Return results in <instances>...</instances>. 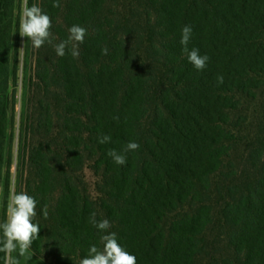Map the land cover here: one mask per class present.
<instances>
[{
	"label": "trees",
	"instance_id": "trees-1",
	"mask_svg": "<svg viewBox=\"0 0 264 264\" xmlns=\"http://www.w3.org/2000/svg\"><path fill=\"white\" fill-rule=\"evenodd\" d=\"M53 3L38 0L55 39L34 48L23 134L35 258L79 264L92 245L102 248L95 213L137 264H264V0ZM14 11V0H0V178ZM72 25L87 29L79 56H57L53 45ZM186 25L189 50L209 57L203 70L182 52ZM245 102L260 119L237 171L228 159L246 129ZM130 141L140 147L124 153Z\"/></svg>",
	"mask_w": 264,
	"mask_h": 264
},
{
	"label": "clouds",
	"instance_id": "clouds-1",
	"mask_svg": "<svg viewBox=\"0 0 264 264\" xmlns=\"http://www.w3.org/2000/svg\"><path fill=\"white\" fill-rule=\"evenodd\" d=\"M53 7H61L60 0H54ZM52 21L49 15L42 11L37 3L30 7L28 0H23L21 14L19 17V35L21 38L27 37L31 40L32 46L39 49L45 42L52 44L53 37L50 29ZM69 36L66 40L53 47L57 56L63 57L66 48L74 58H78V45L84 42L87 29L80 25H72L69 29ZM192 36V28L186 25L182 28L180 43L183 46L182 52L187 56L188 61L197 70H203L207 66L209 57L201 55L198 48H188ZM104 55L108 54V49H102ZM142 63V62H141ZM218 83H223V77H217ZM118 119V117H117ZM110 135H101L98 142L101 144L109 143ZM140 147L137 142L130 141L127 143L123 152L135 151ZM117 165L126 164V156L115 149L107 153ZM37 201L26 192L11 191L6 205V217L0 222V253L4 254L3 264H20V259L13 256L18 252L19 257L25 260H31L34 255L31 251V245L34 240L39 238L40 226L33 220L37 215ZM43 215L47 216V210L44 209ZM91 223L101 233L100 242L102 248L92 245L88 250L87 257L80 260L79 264H137L136 257L126 251L119 243L117 234L109 232L104 234L111 227L108 219L97 220L96 214L92 213L89 217Z\"/></svg>",
	"mask_w": 264,
	"mask_h": 264
},
{
	"label": "rangeland",
	"instance_id": "rangeland-1",
	"mask_svg": "<svg viewBox=\"0 0 264 264\" xmlns=\"http://www.w3.org/2000/svg\"><path fill=\"white\" fill-rule=\"evenodd\" d=\"M15 11L13 23L14 39L11 44V56L9 66V88L7 90V133L4 139V156L2 166V177L0 178V222L3 213H6L7 199L11 191L24 192L23 181L25 180V153L23 149V137L28 113L30 112V97L33 84V68L35 67V54L32 42L27 37L19 35V17L23 0H14ZM38 0H28L29 7ZM257 102V101H256ZM246 103V102H245ZM246 111L241 115L247 121L246 129L239 134L229 155L228 161L234 165L237 171L244 167L245 143L248 135L251 136L254 127L260 119L258 108L254 103H246ZM245 137V138H244ZM244 138V140H243ZM86 181L93 183L95 178L91 171L84 170ZM14 257L20 259V264L28 260L13 253ZM36 264H48L45 260L35 258Z\"/></svg>",
	"mask_w": 264,
	"mask_h": 264
}]
</instances>
